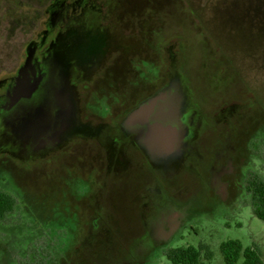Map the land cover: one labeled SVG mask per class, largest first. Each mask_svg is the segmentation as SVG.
Instances as JSON below:
<instances>
[{
	"label": "rangeland",
	"instance_id": "374dc122",
	"mask_svg": "<svg viewBox=\"0 0 264 264\" xmlns=\"http://www.w3.org/2000/svg\"><path fill=\"white\" fill-rule=\"evenodd\" d=\"M49 2L0 0V71L24 61ZM121 6V65L81 89L85 116L102 115L97 108L107 105L119 76L121 111L114 116L179 81L185 109L197 114L188 136L196 150L180 173L157 172V180L144 174L121 194H101L108 177L101 148L85 140L29 161L0 153V188L20 203L15 221L0 225V264H19L44 234L59 242L50 264H173L165 250L200 244L214 254L207 260L203 252V264H226L220 245L227 240L258 245L264 262V221L244 190L248 170L264 178V155L251 147L264 145V0Z\"/></svg>",
	"mask_w": 264,
	"mask_h": 264
},
{
	"label": "flooded vegetation",
	"instance_id": "af4514ba",
	"mask_svg": "<svg viewBox=\"0 0 264 264\" xmlns=\"http://www.w3.org/2000/svg\"><path fill=\"white\" fill-rule=\"evenodd\" d=\"M122 2L50 0L40 13L39 30L28 43L24 61L15 70L0 71L5 72L0 75V153L29 161L70 149L76 139L85 140L90 146L101 148L102 155L99 157L102 156L105 163L102 177L108 176L101 194H105L106 189L121 194L122 185L132 181L138 184L144 174L157 180V172L167 178L168 171L177 169L175 166H155L140 144L138 127L127 125L128 116L141 103L130 108L123 116L112 115L121 111V76L114 78L107 105L97 108L102 115L92 118L85 116L86 97L81 89L104 78L105 70L110 71L121 65V38L118 32L121 30ZM60 59L69 71V83L77 95L80 127L58 140L45 135L58 128L60 104L52 90L53 81L58 78L55 76L56 61ZM27 63H30L28 67ZM23 69L25 71L21 73ZM39 80V88L32 97L16 101L21 83L30 88L32 83ZM172 82L170 80L159 87L148 99L168 89ZM185 112L182 120L188 131L187 150L181 167L196 150L191 147L188 136L197 114L190 115L188 109ZM192 136L196 138L197 135L194 132ZM110 183L113 184L111 187ZM142 206L145 210L148 204Z\"/></svg>",
	"mask_w": 264,
	"mask_h": 264
},
{
	"label": "water",
	"instance_id": "95a60500",
	"mask_svg": "<svg viewBox=\"0 0 264 264\" xmlns=\"http://www.w3.org/2000/svg\"><path fill=\"white\" fill-rule=\"evenodd\" d=\"M30 63H27V67ZM26 67V68H27ZM57 72L53 81V94L57 100V130L46 133V137L62 139L80 127L77 110V95L69 83V71L63 60L56 61ZM25 69L21 73H24ZM177 82V83H176ZM41 81L32 83L26 88L21 83L16 94V101L30 98L38 90ZM183 86L179 81L162 91L157 97L144 103L127 119L128 125H137L140 131V144L153 161L159 165L167 164L176 156L179 142L187 134V126L182 118L186 114L187 98L183 94ZM72 102V104H71Z\"/></svg>",
	"mask_w": 264,
	"mask_h": 264
},
{
	"label": "trees",
	"instance_id": "16d2710c",
	"mask_svg": "<svg viewBox=\"0 0 264 264\" xmlns=\"http://www.w3.org/2000/svg\"><path fill=\"white\" fill-rule=\"evenodd\" d=\"M251 147L255 152L264 155V145L258 141H253ZM244 190L247 196L245 203L250 204L254 215L264 221V178L255 170H248ZM19 206V200L13 193L0 188V225H11L16 219ZM58 246V241L44 234L29 245L26 257H19L18 263L50 264L58 252ZM220 250L226 264H238L241 259V264H264L260 247L256 244L245 248L239 240H227L221 243ZM203 252L207 260L214 256L206 244H200L197 248H169L164 254L173 264H203Z\"/></svg>",
	"mask_w": 264,
	"mask_h": 264
},
{
	"label": "crops",
	"instance_id": "0c3cea01",
	"mask_svg": "<svg viewBox=\"0 0 264 264\" xmlns=\"http://www.w3.org/2000/svg\"><path fill=\"white\" fill-rule=\"evenodd\" d=\"M162 92V91H161ZM161 92H159V93H157L154 97H152V98H150L149 100H151V99H153V98H155V97H157ZM148 100V101H149ZM147 102V101H146ZM146 102H144V103H146ZM143 103V104H144ZM136 110V109H135ZM134 110V111H135ZM133 111V112H134ZM132 112V113H133ZM131 113V114H132ZM130 114V115H131ZM129 115V116H130ZM128 116V117H129ZM128 119V118H127ZM126 122H127V120H126ZM128 125V124H127ZM131 126H137V125H131ZM188 135V131H187V134L185 135V137H184V139H183V141L181 140L180 142H179V144H178V149L176 150V156L173 158V159H171V161H169L167 164H163V165H159L158 163H156L155 161H153V163L155 164V166H157V167H165V168H167V167H169V166H175L177 169L176 170H171V172H175V173H180L181 171H183L184 170V167H185V164H184V166H182L181 167V165H182V163H183V158H184V155H185V151L187 150V144H186V136ZM142 146V145H141ZM146 151V150H145ZM148 154V153H147ZM149 155V154H148ZM151 158V157H150ZM152 159V158H151ZM189 160V159H188ZM188 162V161H187ZM174 167V168H175ZM170 172V171H169ZM181 228V227H180ZM180 228H178V230L180 229ZM178 232V231H177Z\"/></svg>",
	"mask_w": 264,
	"mask_h": 264
}]
</instances>
